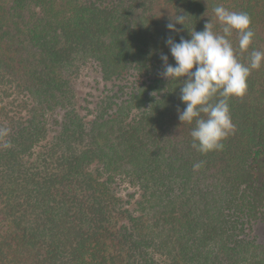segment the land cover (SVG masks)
<instances>
[{"label": "trees", "instance_id": "trees-1", "mask_svg": "<svg viewBox=\"0 0 264 264\" xmlns=\"http://www.w3.org/2000/svg\"><path fill=\"white\" fill-rule=\"evenodd\" d=\"M218 5L251 17L248 64L264 0H0V264H264V66L207 154L161 75L169 37L224 35Z\"/></svg>", "mask_w": 264, "mask_h": 264}, {"label": "clouds", "instance_id": "clouds-1", "mask_svg": "<svg viewBox=\"0 0 264 264\" xmlns=\"http://www.w3.org/2000/svg\"><path fill=\"white\" fill-rule=\"evenodd\" d=\"M214 13L223 25L224 35L215 34L212 25L206 22L203 31L189 32L190 39L181 37L175 42L169 37L166 40L175 66L168 63L167 55H161L164 63L161 75L182 84L180 99L186 107L183 111L178 109V118L182 124L194 123L193 147L202 154L223 150V141L235 127L229 100L242 98L247 92L251 71L264 66V51L252 49L248 64L241 63L227 38L235 30L239 35L240 52H248L255 37L249 14L229 11L222 5L216 6ZM186 20L181 14L175 19L184 26ZM167 28L179 32L173 23H168ZM182 77L186 79L181 80Z\"/></svg>", "mask_w": 264, "mask_h": 264}, {"label": "rangeland", "instance_id": "rangeland-1", "mask_svg": "<svg viewBox=\"0 0 264 264\" xmlns=\"http://www.w3.org/2000/svg\"><path fill=\"white\" fill-rule=\"evenodd\" d=\"M82 80L83 81L78 88L79 95L83 96L85 94H88V92L98 93L99 90L101 89L102 86L101 78L98 75L95 67H91L89 70H87ZM14 97H17L16 102L18 103L19 95H17L16 93H10V95L4 97L5 102H11ZM254 232L256 233L258 239L264 243V223L258 221L254 225Z\"/></svg>", "mask_w": 264, "mask_h": 264}]
</instances>
